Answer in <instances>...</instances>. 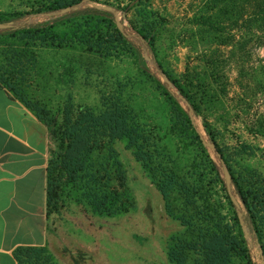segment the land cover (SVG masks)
I'll use <instances>...</instances> for the list:
<instances>
[{"label": "rangeland", "instance_id": "obj_1", "mask_svg": "<svg viewBox=\"0 0 264 264\" xmlns=\"http://www.w3.org/2000/svg\"><path fill=\"white\" fill-rule=\"evenodd\" d=\"M55 1L0 0L1 17L9 18L8 15L17 12L25 14L22 21L11 22V28L47 21L59 14L39 15L36 11ZM80 1L73 9H82L87 0ZM99 1L110 5L98 4L114 13L121 30L130 35L131 43L137 45V33L147 35V42L153 39L154 53L163 71L173 78H181L184 83L191 82L192 91L198 88L197 73L212 74L205 57L216 49L218 39L212 33L200 35L201 28L193 19L201 13L207 0ZM103 25L101 20L90 16H78L58 24L50 31L54 47L41 40H21L17 34L0 35V61L2 57L9 59L18 48L22 51L20 55L28 53V60L20 62L24 86L29 95L51 113L67 106L74 110L83 106L99 107L102 101L109 99L131 104L140 121L158 133L168 167L212 182L214 194L223 199L227 191L218 158L211 149L198 146L179 113L178 107L183 110L187 107L178 100V90L156 71L145 48L116 45L99 55L87 46L86 39H81L82 34L92 36ZM67 39L70 41L65 45L58 42ZM229 51L230 48H226L224 52ZM249 52L253 65L264 67V48ZM225 56L224 66L218 67L217 73L227 75L230 84L227 95L219 93L224 97L222 104L209 108L198 92V99L203 102L200 113L192 112V126L206 141H210L208 133L212 134L232 172L238 174L244 169H254L264 174V136H253L239 122L249 119V107L238 100L241 91L235 84V64L229 55ZM210 77L208 80L217 89V77ZM255 98L248 113L251 117L256 112H264V94H257ZM237 113L239 121L234 117ZM114 148L135 201L129 213L121 217H98L84 205L66 201L59 212L46 216L48 241L43 252L36 254L39 261L30 262L21 257V262L172 264L168 252L181 227L167 214L161 192L143 172L133 152L126 149V141L116 142ZM223 202L228 208L226 200ZM245 241L249 260L234 258L233 264H261L255 240L249 235Z\"/></svg>", "mask_w": 264, "mask_h": 264}, {"label": "trees", "instance_id": "obj_2", "mask_svg": "<svg viewBox=\"0 0 264 264\" xmlns=\"http://www.w3.org/2000/svg\"><path fill=\"white\" fill-rule=\"evenodd\" d=\"M89 2L110 6L99 0H87L82 9H73L81 4L80 0L76 3L56 0L36 12L39 15L58 13L57 17L17 28L0 29V35L17 34L21 40H41L54 47L55 41L50 31L58 24L78 16L101 20L104 25L94 35L82 34L81 39L89 43L87 46L99 55L116 45L145 48L156 71L167 77L189 103L194 114L200 113L203 102L199 101L198 92L204 97L207 107L215 108L222 104L224 97L219 93L227 95L230 84L227 75H218L217 68L224 66L225 55H229L235 64V84L241 91L238 100L249 107L247 121H239L238 113L234 117L253 136H264V112H256L252 117L248 114L256 95L264 94V67L253 65L249 52L264 48V0H207L203 4L201 13L193 18L195 24L201 28L200 35L212 33L219 43L212 54L205 57L212 74L197 73L195 76L196 92L190 89L191 82L184 83L181 78H173L163 71L154 53L153 39L147 42V35L137 33V45L131 43L130 35L124 29H118L112 11L92 7ZM65 9L68 10L62 12ZM24 15L17 12L8 15L9 18H2L0 13V24L22 21ZM69 41L58 42L65 45ZM226 48H230L228 53L224 52ZM139 50L138 54L141 55ZM15 51L9 59L1 58L0 85L45 125L52 142L47 165L46 216L59 212L66 201L84 205L98 217L112 218L128 214L135 201L114 148L116 142L126 141V149L133 152L143 172L161 192L167 214L181 227L173 237L168 252L172 264H233L234 258L248 261L246 241L237 213H241L249 235L264 257L263 173L254 169H244L238 174L232 172L212 134L208 133L210 142L214 143L229 171L231 192L239 204L236 209L228 195L221 199L214 194L212 182L168 167L158 133L140 121L131 104L109 99L102 101L99 107L83 106L74 110L72 106H67L51 113L40 101L30 96L24 86L20 62L28 60V53L20 55V48ZM210 76L217 77V89L208 80ZM161 85L166 89L165 85ZM178 108L198 146L204 149L188 117V109ZM223 200H226L228 208ZM42 250L17 248L14 252L17 264H26L21 262V257L30 262L39 261L36 254Z\"/></svg>", "mask_w": 264, "mask_h": 264}, {"label": "crops", "instance_id": "obj_3", "mask_svg": "<svg viewBox=\"0 0 264 264\" xmlns=\"http://www.w3.org/2000/svg\"><path fill=\"white\" fill-rule=\"evenodd\" d=\"M50 148L45 125L0 85V264H17L19 247L47 245Z\"/></svg>", "mask_w": 264, "mask_h": 264}, {"label": "water", "instance_id": "obj_4", "mask_svg": "<svg viewBox=\"0 0 264 264\" xmlns=\"http://www.w3.org/2000/svg\"><path fill=\"white\" fill-rule=\"evenodd\" d=\"M89 4L92 7H95V8H101L103 10L111 11L109 8L104 7V6H100V5L95 4L93 2H89ZM66 10H68V9L63 10L62 12L66 11ZM114 19H115V22H116V25H117L118 29L121 30V23L117 21L116 17H114ZM8 28H11V22L6 23V24H0V29H8ZM178 99L180 101H182L185 104V106L187 107V109H188V112H187L188 117H189V119L191 121V124L194 125L193 117H192V108L190 107L189 103L181 96H179ZM196 133L199 135V139L201 141L202 146L205 147V148L211 149L215 153L216 157L218 158V160L220 162V165H221L222 173H223V179H224V184H225V188H226V191H227V195L229 196L230 201L232 202L234 207L236 209H238L239 208V204H238L237 200L235 199L234 195L231 192V187H230L231 178H230V174H229V171L227 169V166H226L224 160L221 157V154L217 151L214 143H212L210 141H206L201 136V134L198 131H196ZM237 218H238V223H239V226H240L241 231L243 233V236L246 239L249 236V232H248V230H247V228H246V226L244 224V221H243V219L241 217V213H237ZM258 250H259L260 262H261V264H264L263 253H262V251H261V249L259 247H258Z\"/></svg>", "mask_w": 264, "mask_h": 264}]
</instances>
